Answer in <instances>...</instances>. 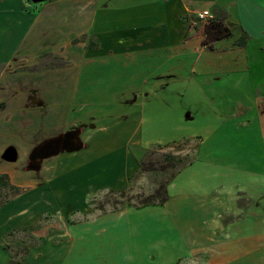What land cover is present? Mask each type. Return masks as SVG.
<instances>
[{
  "label": "crops",
  "instance_id": "0c3cea01",
  "mask_svg": "<svg viewBox=\"0 0 264 264\" xmlns=\"http://www.w3.org/2000/svg\"><path fill=\"white\" fill-rule=\"evenodd\" d=\"M202 9L231 29L208 48L202 42L205 25L195 20ZM47 54L62 64L30 73L0 72V112H7L6 121L14 118L22 132L42 128L35 146L69 137L61 139L56 154L33 157L26 176L4 169L21 193L0 206L1 238L50 212L89 213L90 197L125 188L139 167L128 147L136 131L137 99L150 84L177 80L186 63L187 74L223 81L225 120L235 131V142H224L244 147L250 141L261 151L235 171L231 162L241 160L243 152L225 151L230 169L224 178L234 177L229 184L135 210H160L166 223L178 228L177 239L169 238L170 249L176 245L170 264H264V0H47L40 5L0 0V65H36ZM94 64L101 73L87 80ZM212 90L207 93L221 94ZM9 145L17 149L18 160V147ZM60 155L63 162L56 166ZM62 177V186L53 185ZM107 214L117 219L126 211ZM70 224L60 235L38 233L39 242L16 264H28L29 258L30 264H81L82 253L73 259L70 246L93 225L81 223L83 235L76 238ZM2 251L0 264H13Z\"/></svg>",
  "mask_w": 264,
  "mask_h": 264
},
{
  "label": "rangeland",
  "instance_id": "374dc122",
  "mask_svg": "<svg viewBox=\"0 0 264 264\" xmlns=\"http://www.w3.org/2000/svg\"><path fill=\"white\" fill-rule=\"evenodd\" d=\"M28 2L33 3L31 0ZM197 13L195 20L203 25L213 19L210 12L212 17L202 20L198 19ZM170 62L176 61L172 59ZM60 64L62 61L47 54L36 65L2 64L0 72L30 73L33 70H43ZM91 67L96 68V65ZM187 69L188 64L184 63L183 68L178 71L177 80L169 82L166 86L154 81L157 84H150L151 89L147 86L142 92L146 94L138 97L135 105L137 115L134 119L136 131L130 137L128 147L138 159L139 167L128 185L118 191H103L90 197L89 213L74 212L65 217L61 211L57 214L50 212L45 217H40L29 229L25 227L9 229L3 238L0 236V250L9 256L11 263L20 262L26 254L25 251L39 242L36 238L38 233L60 235L67 223H73L68 229L77 238L83 235L78 232L79 225L85 223L93 225V228L83 240L75 241L70 246L73 259L76 260L78 253H82V260L77 263L86 264L94 259L96 261L108 259L110 263L122 264L120 259L124 258L126 264H170L176 245L174 250L170 249L169 238L177 239L178 228L176 225L174 227L173 223H166L162 211L138 213L136 207L146 203L157 204L164 192L168 199L173 195L190 196L191 192L203 187H221L229 184L234 177H227L226 180L224 178V170L230 169V166L224 165L225 151L232 149V153L236 155L243 152L241 160L231 162L232 171L236 170L235 165L241 161L250 165L248 158H257L256 152L261 151L260 144L256 145L250 141L244 147L224 142L226 139H233L231 136L235 131L231 128L232 123L225 120L227 117L225 105L222 106L223 81H211L200 75L192 76L186 73ZM97 72L100 75L101 69L96 68L87 75L88 78H85L89 80L96 76ZM108 73L109 71H105V74ZM208 89L211 92L212 89L221 90V94L213 96L207 93ZM87 100L90 102L92 99L90 97ZM6 114L7 112H3L1 115L0 112V174L7 167L8 171L16 169L20 175L26 176L30 174L27 170L28 164L33 165L34 162L33 154L32 157L27 155L33 152L32 148L37 143H34L36 138L43 137L44 132L39 127L24 128L22 132V127L17 126L14 118L12 121L5 120ZM10 143L20 151L19 159L14 162L1 159L2 150ZM37 147L36 145L35 149ZM61 155L60 159L54 161L55 164L58 162L56 166L63 162ZM62 181L63 177L53 182V185L62 186ZM8 191L6 194H4L6 191H0V206H4L17 196L14 192ZM20 193L21 191L18 192ZM117 210H124L126 214L116 216L117 219L107 214ZM170 218H173L172 215ZM58 240L63 241L61 238ZM59 241L53 244L56 245ZM151 256L155 260L152 261Z\"/></svg>",
  "mask_w": 264,
  "mask_h": 264
},
{
  "label": "trees",
  "instance_id": "16d2710c",
  "mask_svg": "<svg viewBox=\"0 0 264 264\" xmlns=\"http://www.w3.org/2000/svg\"><path fill=\"white\" fill-rule=\"evenodd\" d=\"M230 35H231L230 27L226 25L225 23H223V21L213 18L204 26V37H203L202 42L205 46L210 47L211 46L210 42L221 39L223 37L230 36ZM243 39L239 38L237 44L240 45L243 42ZM8 190H10L11 192H14V194H17V195H18V192L20 191L18 187L10 183L9 178L6 174H0V191L2 192L6 191L4 193L6 194L9 192ZM166 199H167L166 192H164L161 200L157 201L158 202L157 204L164 203ZM155 203L156 202L151 203V204L146 203L142 206H152V205H156ZM29 228L30 227H25V229H29Z\"/></svg>",
  "mask_w": 264,
  "mask_h": 264
},
{
  "label": "water",
  "instance_id": "95a60500",
  "mask_svg": "<svg viewBox=\"0 0 264 264\" xmlns=\"http://www.w3.org/2000/svg\"><path fill=\"white\" fill-rule=\"evenodd\" d=\"M33 3H39V2H44L47 0H31ZM75 132L72 131L71 135H74ZM69 137V135H63V136H57L54 138H51L49 140H46L44 142H42L37 149H34V153L33 156L35 157L36 155H51V154H56L57 152L60 151V149H58V144L61 141V139H67ZM36 150V153H35ZM47 152V153H46ZM18 158V153H17V149L13 146V145H9L7 146L2 154H1V159L6 161V162H14L16 161Z\"/></svg>",
  "mask_w": 264,
  "mask_h": 264
},
{
  "label": "built area",
  "instance_id": "2783aa9c",
  "mask_svg": "<svg viewBox=\"0 0 264 264\" xmlns=\"http://www.w3.org/2000/svg\"><path fill=\"white\" fill-rule=\"evenodd\" d=\"M197 17H198V19L202 20V19H207V18L209 19L212 16L210 15L208 9H205V10L198 12Z\"/></svg>",
  "mask_w": 264,
  "mask_h": 264
}]
</instances>
